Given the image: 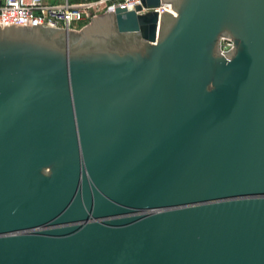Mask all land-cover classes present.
Returning <instances> with one entry per match:
<instances>
[{"label": "water", "instance_id": "obj_1", "mask_svg": "<svg viewBox=\"0 0 264 264\" xmlns=\"http://www.w3.org/2000/svg\"><path fill=\"white\" fill-rule=\"evenodd\" d=\"M141 1L0 26V264H264V0Z\"/></svg>", "mask_w": 264, "mask_h": 264}, {"label": "built area", "instance_id": "obj_2", "mask_svg": "<svg viewBox=\"0 0 264 264\" xmlns=\"http://www.w3.org/2000/svg\"><path fill=\"white\" fill-rule=\"evenodd\" d=\"M142 5L141 0H1L0 26L33 27L41 23L43 27L81 32L91 24L92 19L106 15L110 8L135 10ZM159 12L170 11L168 4H163ZM148 10L144 9L143 12ZM233 48V43L225 39L222 52Z\"/></svg>", "mask_w": 264, "mask_h": 264}, {"label": "rangeland", "instance_id": "obj_3", "mask_svg": "<svg viewBox=\"0 0 264 264\" xmlns=\"http://www.w3.org/2000/svg\"><path fill=\"white\" fill-rule=\"evenodd\" d=\"M82 1H86V0H74V2H82Z\"/></svg>", "mask_w": 264, "mask_h": 264}, {"label": "crops", "instance_id": "obj_4", "mask_svg": "<svg viewBox=\"0 0 264 264\" xmlns=\"http://www.w3.org/2000/svg\"><path fill=\"white\" fill-rule=\"evenodd\" d=\"M74 1V0H73Z\"/></svg>", "mask_w": 264, "mask_h": 264}]
</instances>
